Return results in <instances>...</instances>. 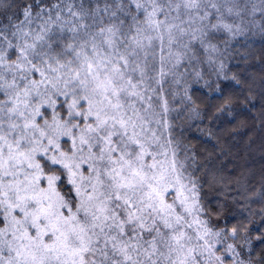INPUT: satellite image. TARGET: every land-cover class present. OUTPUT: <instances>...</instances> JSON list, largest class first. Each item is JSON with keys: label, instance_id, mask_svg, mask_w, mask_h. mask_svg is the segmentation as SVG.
Wrapping results in <instances>:
<instances>
[{"label": "snow or ice", "instance_id": "obj_1", "mask_svg": "<svg viewBox=\"0 0 264 264\" xmlns=\"http://www.w3.org/2000/svg\"><path fill=\"white\" fill-rule=\"evenodd\" d=\"M0 264H264V0H0Z\"/></svg>", "mask_w": 264, "mask_h": 264}]
</instances>
